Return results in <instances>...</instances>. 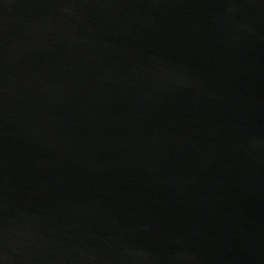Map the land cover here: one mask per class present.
<instances>
[{"label": "water", "instance_id": "obj_1", "mask_svg": "<svg viewBox=\"0 0 264 264\" xmlns=\"http://www.w3.org/2000/svg\"><path fill=\"white\" fill-rule=\"evenodd\" d=\"M0 264H264V0H0Z\"/></svg>", "mask_w": 264, "mask_h": 264}]
</instances>
